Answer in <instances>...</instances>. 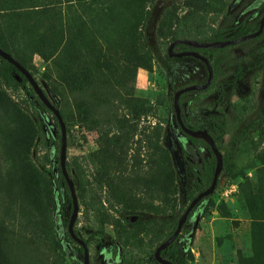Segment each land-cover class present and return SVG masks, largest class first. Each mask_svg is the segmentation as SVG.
Listing matches in <instances>:
<instances>
[{
    "label": "rangeland",
    "instance_id": "1",
    "mask_svg": "<svg viewBox=\"0 0 264 264\" xmlns=\"http://www.w3.org/2000/svg\"><path fill=\"white\" fill-rule=\"evenodd\" d=\"M263 5L0 0V48L21 62L61 112L66 165L72 174L71 165L83 170L81 177L71 176L79 206L73 229L93 239L89 263L144 260L157 243L150 228L133 229L132 223L171 224L188 204L193 182L182 153L187 140L177 129L172 96L191 81L204 82L206 74L191 58H168L169 43L209 37L227 23L225 12L234 23L254 20ZM227 55L210 90L183 98L188 125L214 109L225 116L229 134L214 192L176 239L183 256L178 264H264V39L230 47ZM0 87V264H83L64 235L71 207L59 178L52 114L1 75ZM250 121L256 130L232 151L230 141ZM100 166L107 186L98 184ZM233 172L247 177L226 195Z\"/></svg>",
    "mask_w": 264,
    "mask_h": 264
},
{
    "label": "trees",
    "instance_id": "2",
    "mask_svg": "<svg viewBox=\"0 0 264 264\" xmlns=\"http://www.w3.org/2000/svg\"><path fill=\"white\" fill-rule=\"evenodd\" d=\"M263 12H264V5L260 8V10L258 11L257 17L254 20H250L248 18L240 17V19H238V21L236 23L231 21L233 18V17H231L232 16L231 13L225 12L222 14V16H224L225 21L227 20V23L225 22L221 26V28L214 30L210 34L209 37H205L203 39H198L197 41L213 42V41H221V40H227V39H236V38H239L243 35L252 33L254 31L255 27L259 26L260 19H261ZM176 39H179V38H175L174 40H176ZM262 39H264V31L259 37H257L253 41H260ZM250 41H252V40H250ZM177 48L178 49H190L184 45H178ZM195 51L208 58V60L211 63L212 69H213V75L215 77L218 75L219 64L222 63V61L225 58L229 57L227 55L229 48H221V49L207 48V49H196ZM5 52H7V51H5ZM16 61L19 62L18 60H16ZM19 63L21 64V62H19ZM0 69H1V71H0L1 77H3L8 83L14 82L19 87H22L26 91V94L32 103H34L38 108H40V109L51 114V112L39 101V99L37 98V96L33 92L32 88L29 86L27 80L12 65H10L8 62H6L5 60H3L1 58H0ZM13 77H18L20 81L16 82ZM213 83L214 82H212V84L208 87V89L206 91L210 90ZM189 84H193V81H191ZM0 89H1V87H0ZM190 93L195 94L196 92H190ZM184 96H186V94H183L180 96L179 104L181 107L183 106ZM59 113L63 119V116H62L60 111H59ZM181 118H182L183 124L185 126H190V125H188V121L190 120V115L185 116L184 113H182ZM52 120L54 121V127L56 128L55 139L59 142V146H60V127H59V125H58V123H57V121L53 115H52ZM63 122H64V120H63ZM190 128L191 129H198V130H206L207 133L214 140L219 151H222L224 149L223 139L226 135L229 134V130L227 129V120H226L225 116H223V114H221L219 111L214 110V109L208 111V114L205 118L201 119L198 124H195V125L192 124V126H190ZM256 128H257L256 121H250L247 125H245L244 128L239 132V134H237L230 141V143L232 145V148H231L232 151H234L235 148L238 147V145L245 139L246 136H248L251 132L255 131ZM178 130L181 133V135L184 136L187 140V144L183 147L182 153H183V155L186 159V163L188 165L187 172H188V174H190V176L192 178V182H193L191 184V186L189 187V189L187 190V194H186V201L189 203L198 193L202 192L203 190H205L210 185L212 175H213V171H214V166H215V159H214L212 153L210 152L208 146L202 140L191 138V137L183 134V132H181L179 128H178ZM202 148H204L207 151L206 155L203 154ZM228 163H229V158H226L224 171L227 174H229L231 172V167ZM65 167H66V171H67L70 178L74 174L78 175L79 177L82 176V173H83L82 169L77 170L76 166L73 167L71 165V167L73 168V174H72L71 173L72 170L70 169V165L68 167V165L65 164ZM58 173L60 175L59 178H60L61 185L64 187L66 201L69 204V206L71 207V199H70L69 191H68L66 183H65V181L61 175L59 167H58ZM96 175H97V178H99L98 184L100 187H102L103 185H105V186L108 185V181H109L108 180V174L101 166L96 170ZM237 177H241V179L243 180V178L247 177V174H246V172H241V174L239 172H236V173L233 172L230 176V178H234V179ZM241 183H239V185ZM209 197L210 196L202 198L198 202V204L195 206V208L201 202L208 200ZM68 220H69V216L64 221L65 227H67ZM177 220H175L174 222H172L171 224H168V225L161 224L158 227H157V224H155L153 221H147V222H144L142 224H138V223L135 224L136 222H134V223H132V227H133V229H137V228L139 230L144 229L145 232H147V230L150 228L151 230L149 232L152 233V235H151L152 237H155L154 240L156 241L157 246H158L161 242H163L164 240H166L167 238H169L172 235V233L174 232V230L176 228ZM157 228L159 229V231H156ZM164 228H166V234H165V232H163ZM74 233L76 236H78L80 239H82L85 242V244L87 245L88 248L92 245L90 242V241H93L92 238L84 239L80 235V233H78V231L76 229H74ZM50 234L52 236L54 246L59 247V243H57L55 241L54 230H53L52 226H50ZM64 235H65L66 239H68L70 242L75 244V242H73L72 239L69 237L67 231L64 233ZM178 238H179V236L177 237V239ZM175 243H176V241L173 242L168 248L163 250L161 252V255L165 259L170 260L173 264H178L182 260L183 256L179 254V250L176 247ZM97 245H99V244H97ZM93 246H94V244H93ZM95 246H96V244H95ZM155 248H154V250H155ZM77 249H78L79 253L82 255L81 248L79 246H77ZM154 250H151L149 253H147L145 255L144 260H142V261H140V260L134 261L133 259L123 258L122 262L120 264H158L153 258ZM90 264H95V263L93 262Z\"/></svg>",
    "mask_w": 264,
    "mask_h": 264
},
{
    "label": "water",
    "instance_id": "3",
    "mask_svg": "<svg viewBox=\"0 0 264 264\" xmlns=\"http://www.w3.org/2000/svg\"><path fill=\"white\" fill-rule=\"evenodd\" d=\"M264 30V12L261 16L260 23L258 30L252 34L244 35L240 38H237L235 40H221V41H213V42H200L192 39H176L172 41L168 47H167V54L168 57H175V58H180V57H193L200 61L207 72V80L204 84L201 85H189L186 87H183L179 90H177L174 95H173V101H172V108L174 111V116L175 120L181 129V131L194 139H200L202 140L209 148L211 151L214 159H215V166H214V171L211 179L210 185L203 190L202 192L198 193L187 205L183 213L179 216L176 224V228L172 235L161 242L154 250L153 252V258L158 264H173L170 260L165 259L162 255L161 252L168 248L173 242L176 241L177 237L181 233V230L193 210V208L196 206V204L204 197L210 196L216 187L218 177L222 171L223 168V156L221 151L217 148L214 140L212 137L205 131V130H192L187 127H185L182 123L181 120V110L179 106V97L187 92L190 91H203L206 90L209 85L211 84L213 80V69L211 66V63L209 60L193 51H187V52H179L175 53L173 51L174 47L177 45H184L190 48L194 49H207V48H225L229 46H233L251 39H254L262 34ZM0 58L8 62L10 65H12L28 82L29 86L32 88L33 92L39 99V101L51 112V114L54 116L56 119L59 127H60V146H59V156H58V163H59V168L61 175L66 183V186L69 191L70 199H71V213L69 216V220L67 223L66 231L69 235V237L72 239L73 242L77 246H79L82 250V258H83V264H90L89 263V250L85 242L80 239L78 236L75 235L74 233V223L76 221V218L78 216V211H79V206H78V201H77V196L74 188V183L72 179L69 177L67 171H66V141H65V125L63 122V119L57 110V108L51 103V101L48 99V97L45 95L43 90L40 88L36 80L33 78L31 73L23 67L19 62H17L9 53L5 52L0 48ZM199 222V216H197L194 220L193 226H192V231L195 230L197 224Z\"/></svg>",
    "mask_w": 264,
    "mask_h": 264
},
{
    "label": "flooded vegetation",
    "instance_id": "4",
    "mask_svg": "<svg viewBox=\"0 0 264 264\" xmlns=\"http://www.w3.org/2000/svg\"><path fill=\"white\" fill-rule=\"evenodd\" d=\"M259 27V26H258ZM258 27L256 28V29H254V31L252 32V33H254V32H256L257 30H258ZM264 31V30H263ZM252 33H249V34H252ZM263 33V32H262ZM246 35H248V34H246ZM244 36V35H243ZM242 37V36H241ZM259 37V36H258ZM240 38V37H239ZM257 38V37H256ZM256 38H254V39H256ZM237 39V38H236ZM254 39H251V40H254ZM227 40H235V39H227ZM174 41V40H173ZM197 41V40H196ZM223 41V40H222ZM248 41H250V40H248ZM245 42H247V41H245ZM245 42H242V43H245ZM171 43V42H170ZM169 43V44H170ZM242 43H239V44H236V45H233V46H229V47H225V48H230V47H234V46H237V45H240V44H242ZM178 46V45H177ZM177 46H175L174 47V49H173V51L175 52V53H179V52H187V51H193V52H195V53H197L195 50L196 49H194V48H190V47H188V48H190V49H178L177 48ZM187 47V46H186ZM194 49V50H193ZM167 53V52H166ZM199 54V53H198ZM200 55H202V54H200ZM167 56H168V54H167ZM202 56H204V55H202ZM205 57V56H204ZM168 58H170V59H181V58H191V59H193V60H195L196 62H198V63H200L203 67H204V65L200 62V61H198L197 59H195V58H193V57H190V56H187V57H180V58H175V57H168ZM207 58V57H206ZM208 59V58H207ZM210 62V61H209ZM204 70H205V74H206V80H207V72H206V69H205V67H204ZM214 76V75H213ZM206 80L204 81V82H202V83H200V84H196V83H194L193 82V84H187V85H185V86H183V87H186V86H189V85H201V84H204L205 82H206ZM212 82H213V80H212ZM212 82H211V84H212ZM210 84V85H211ZM209 85V86H210ZM183 87H181V88H183ZM181 88H179V89H181ZM179 89H177V90H179ZM208 89V88H207ZM206 89V90H207ZM176 90V91H177ZM206 90H203V91H190V92H196V93H200V92H206ZM175 91V92H176ZM174 92V93H175ZM190 92H187V93H184V94H193V93H190ZM174 93H173V95H174ZM195 93V94H196ZM183 95V94H182ZM179 100H180V97H179ZM172 101H173V96H172ZM179 106H180V104H179ZM180 110H181V106H180ZM212 110V109H211ZM210 111V110H209ZM207 115V114H206ZM175 117V116H174ZM181 120H182V118H181ZM176 121V120H175ZM182 123H183V121H182ZM184 125V124H183ZM176 126H177V129L179 128V126H178V124H177V122H176ZM185 126V125H184ZM185 127H187V128H189V129H191L190 128V126H185ZM180 129V128H179ZM192 130H198V129H192ZM180 131H181V129H180ZM206 131V130H205ZM182 132V131H181ZM207 132V131H206ZM184 134V133H183ZM211 152V151H210ZM218 181V180H217ZM217 185V184H216ZM189 204V203H188ZM187 204V205H188ZM198 204V203H197ZM196 204V205H197ZM187 207V206H186ZM196 208L194 207L193 208V210L191 211V213L189 214V216H191V214L193 213V211L195 210ZM185 210V209H184ZM71 213V212H70ZM183 213V212H182ZM189 216H188V218H189ZM188 218H187V220H186V222H185V224H187V222H188ZM184 224V225H185ZM115 264H119L118 263V261H115Z\"/></svg>",
    "mask_w": 264,
    "mask_h": 264
},
{
    "label": "built area",
    "instance_id": "5",
    "mask_svg": "<svg viewBox=\"0 0 264 264\" xmlns=\"http://www.w3.org/2000/svg\"><path fill=\"white\" fill-rule=\"evenodd\" d=\"M242 181L241 177H237V178H231L230 179V184L227 186L226 190H225V194L226 195H232L234 193H236V191L238 190V186L239 183Z\"/></svg>",
    "mask_w": 264,
    "mask_h": 264
}]
</instances>
